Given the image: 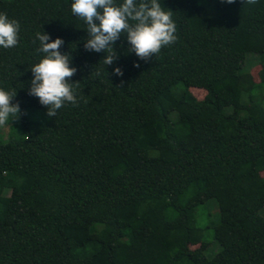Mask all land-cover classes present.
I'll return each instance as SVG.
<instances>
[{
  "label": "trees",
  "instance_id": "1",
  "mask_svg": "<svg viewBox=\"0 0 264 264\" xmlns=\"http://www.w3.org/2000/svg\"><path fill=\"white\" fill-rule=\"evenodd\" d=\"M161 3L175 42L145 62L121 37L106 65L71 0H0L21 25L0 49L21 107L0 138V264H264V0ZM44 31L77 68L76 103L52 117L29 95ZM210 199L213 257L197 213Z\"/></svg>",
  "mask_w": 264,
  "mask_h": 264
},
{
  "label": "clouds",
  "instance_id": "2",
  "mask_svg": "<svg viewBox=\"0 0 264 264\" xmlns=\"http://www.w3.org/2000/svg\"><path fill=\"white\" fill-rule=\"evenodd\" d=\"M224 2L231 4L234 0ZM70 8L72 15L86 26L83 48L105 53L102 60L106 65L116 59V43L121 37V44H127L128 54L145 62L177 38L172 12L166 10L161 0H71ZM20 31L18 21L0 13V49L18 46ZM36 40L41 58L29 66L32 73L29 95L37 98L52 117L66 103H76L73 83L66 78L72 77L77 68L72 65L71 55L60 51L65 44L63 38L53 40L44 31L36 33ZM113 72L123 75L120 67H115ZM16 95V91L0 87V125L20 117V104L12 103Z\"/></svg>",
  "mask_w": 264,
  "mask_h": 264
},
{
  "label": "rangeland",
  "instance_id": "3",
  "mask_svg": "<svg viewBox=\"0 0 264 264\" xmlns=\"http://www.w3.org/2000/svg\"><path fill=\"white\" fill-rule=\"evenodd\" d=\"M248 59H249L248 65H249V68H252L254 80H255V82H258V80H259L258 79L259 67H256V64H255V62H253V59L251 60L250 57ZM241 90H242V92H245L246 90H248L247 85L243 86ZM193 93L199 99L203 98L205 95V92L203 90H199V89H193ZM40 120L43 122L46 121V119L44 117H42V115H41ZM16 122H18V119L10 120L9 123H6L3 125L2 131L0 134L1 141L5 142L6 140H8L7 133L10 132L9 131L10 126L15 125ZM13 135L16 138H20L22 136V134L20 132H17L16 130L13 132ZM197 213H198V224L200 227L203 228L204 239L208 243V247L206 249V255L208 257H213L215 255V253L220 249V245L217 243V241L214 238L212 226H210V224H212L211 222H217L218 223V221L220 219V212H219V207H218L217 201L215 199L208 200L206 203H204L203 205L198 207ZM198 246L199 245L191 246V248H196ZM148 255H150V253Z\"/></svg>",
  "mask_w": 264,
  "mask_h": 264
}]
</instances>
